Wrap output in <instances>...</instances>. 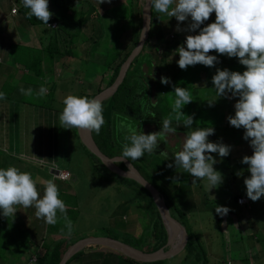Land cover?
Listing matches in <instances>:
<instances>
[{
  "label": "trees",
  "instance_id": "obj_1",
  "mask_svg": "<svg viewBox=\"0 0 264 264\" xmlns=\"http://www.w3.org/2000/svg\"><path fill=\"white\" fill-rule=\"evenodd\" d=\"M16 2L17 5L13 4L11 8L15 5L16 10H19L25 20L32 24H40V38H44L41 40V47L38 52V48H33L31 50L34 53V56L33 58L32 56L28 58L27 63L24 64L28 71H24L23 76L26 77L34 72L37 73L41 80V77L48 79L47 76L53 72L54 78H56L55 74L59 70L56 66H61L66 63L67 65L70 64L69 57L73 56L74 53L77 52V54H79L81 51V53H85L87 57L91 54L93 55L95 52L97 53V57L101 60L102 65L101 72H99L97 77L94 78L97 85L95 89L92 90L88 83L87 86L81 89L76 96H87L91 98L96 92L110 85L116 78L122 62L132 51L139 39L143 0H115L108 6H105L102 14L96 9V4L99 3V0H48L51 7L55 9L48 22L52 19L57 22L56 26L52 28V32L48 34H46L48 25L46 26V24L39 21L36 17L31 19L27 18L29 9L24 7L22 0H16ZM90 9L97 11V13H95L96 17H98L97 23H94V28L89 29V36H87L85 41H82L79 45L81 49L76 50L78 46V35L82 30L80 27L81 25L85 26L87 19L92 16L89 11ZM101 19L103 20L101 21ZM214 21L215 12L210 14L209 19L201 25V28ZM176 22L178 21L175 17L168 18L167 15H161L156 12L154 7H151L150 28L140 51L131 60L117 89L111 95L101 100L105 123L98 134L92 131V135L100 149L106 154L110 156L121 154L122 145L124 143H130L125 140V136L128 135L126 129L118 130V125L121 120H125V123H131L138 133H142L143 124L145 122L153 123L156 128H162V124L160 125V123H162L163 119L167 118L169 115H174L169 113L176 98L174 91L170 92V101L171 99L172 101L168 102L165 100V97H167V95H165L166 86L169 88V85L171 84L186 88L191 93L193 98L192 102L184 105L181 112L193 116L191 131H194L197 128H203L204 126L214 128V134L209 137L210 142L218 143L217 138L219 137V133L215 127L221 126V123H229L228 117L230 115H235L234 105L239 99L238 97H232L231 99L219 97L211 106H207L209 105L208 101L216 96L212 77L216 74L217 69L223 70L227 68L230 71L243 73V71L246 70V66L242 65L237 57L230 58L227 55H221L213 50L210 51L209 54L220 57L219 62L215 63L212 67L202 64H197L195 66L190 65L188 68L191 70L188 71H192V75H185L183 78L179 65L176 66V64L173 65L172 63H168L166 57L162 56V54L164 56L169 54L166 49L171 46L174 41L184 42L186 40L187 36H184L181 33H176L177 31L174 29ZM162 43H164L163 47H161ZM12 45L18 47L16 49L17 51H15V56H18L20 60H25L27 56L22 51L25 49L27 51L29 48L19 46L18 44ZM165 45L167 48L164 47ZM184 46L186 47V44ZM172 56H175V53H173ZM144 63H146V68L142 67ZM162 63H164L163 66H169V69H165L167 75L162 73L161 67H159ZM155 69L161 71L157 78L149 75V72ZM25 77L23 79H25ZM161 77L169 78L171 83L162 84L160 82ZM42 85L44 86V84ZM54 85L55 84L51 85L50 83V88L46 87L48 91L46 98L51 97ZM153 85L154 89L152 88ZM4 86H6L5 88L9 93L5 92V90H2V92L10 96V91L13 88L11 89L9 81L5 82ZM154 92L156 93L154 94ZM152 93L154 94V100L151 99ZM199 113H204L206 119L207 115L210 116L209 121H204L203 119L200 120ZM14 117L16 116H11L10 120L14 119ZM17 122L18 120L16 119V123ZM172 126L176 127V124L173 122ZM220 128L223 130L226 129L227 131L225 130V132L228 134H234L228 128V124H225ZM189 129L190 128L186 127V130ZM71 132L80 140L77 128H72ZM249 143L250 139L247 140L245 144ZM27 145L30 147L29 144ZM82 145L87 150L88 156L92 159L95 170L98 172L100 170H105L109 175L111 174V177L107 175L105 176L107 179L125 180L133 184L136 188V196H138L136 201L139 206L142 207L140 209L145 215V223L144 225H141V227L134 225L136 220H138L137 218L132 223L130 222L129 224L122 226L121 233L124 238L120 239L141 248L144 251H153L160 246H163L167 239V231L150 191L135 179L119 175L109 170L101 162L98 156L92 153L83 143ZM22 150L23 147H20L19 151H16V153H13L12 155H8L25 160L32 159L19 155L18 153ZM24 150L28 153L31 151L29 148ZM156 150L160 151L158 148H156ZM156 150L154 151L156 152ZM155 152L153 154L145 153L143 157L132 161V163H134L139 171L159 189L171 214L176 218L182 215V217H185L187 220L188 212L185 211L187 207L181 209L176 204L172 196L174 190L172 192L170 187L171 185L173 187L176 186L177 183L180 184V180L178 181V175L180 176L182 168H176L175 159L173 160L170 157L166 158L162 155L159 156ZM174 154L172 153V155ZM17 158H15V160H19ZM151 160L156 162V167L149 172L146 167H150L148 162ZM171 161H173L174 164H172ZM240 162L241 160L236 162L235 168H238L241 165ZM117 163L123 168L126 167L123 161ZM169 163H171L173 167H168ZM14 165L15 164H11V166ZM0 168H6V165L0 162ZM235 168L229 166L228 170L231 173ZM245 168L246 170H249V166H246ZM226 174L230 180H228V178L225 185L229 188L234 173L232 175L229 173ZM171 178L173 179L172 182H168V179ZM186 178L191 181V177ZM199 184L201 187V182ZM200 187L198 191L196 189L194 190V195L200 192ZM229 193L235 200L238 195H246L245 193H241L238 189L232 191L231 188H229ZM62 200L66 205L67 216L71 217L72 211L74 210L71 209L72 206H69L71 203H69L66 198H63ZM211 200L215 199L212 198ZM58 216H62V214L59 213ZM124 218L126 219L127 216ZM180 221L185 225L188 233L187 243L182 250L184 251L182 260L185 261L186 264H209L207 252L205 249L201 248L199 239L196 238L195 233L190 230V225L185 224L182 219ZM15 224V215L5 217L2 214V210H0V233L5 235L7 231L11 229V226H14ZM63 225L64 228H66L64 223ZM25 226L23 222L20 223V226L19 224H16L14 227L22 233V239L26 246L34 243V246L36 247L33 252L35 264H58L65 249L73 241L80 238L72 237L71 235H68L67 232H63L64 229H62L59 235L51 233L49 238L45 235L41 237V240H36L29 233L30 231H28L27 226ZM101 235H110L117 238L115 232L109 233L105 231L104 233H101ZM95 245L96 244H89L87 246L90 247H83L78 250L66 260L65 264H110L111 256L108 254H112L111 252H117V254L122 256L121 258H123V261H118L119 259H117V262H126V264H173L164 261L167 260V258L152 261L137 260L110 247L103 246L99 249V258L93 260V258H91V250H94ZM104 248H106V250H104ZM106 255L109 257L108 260L105 259ZM112 257L113 260H115L114 256Z\"/></svg>",
  "mask_w": 264,
  "mask_h": 264
},
{
  "label": "rangeland",
  "instance_id": "obj_2",
  "mask_svg": "<svg viewBox=\"0 0 264 264\" xmlns=\"http://www.w3.org/2000/svg\"><path fill=\"white\" fill-rule=\"evenodd\" d=\"M113 1L115 0H110V2H108V0H104L103 3H100L99 10L102 11L105 6H108ZM160 14L167 15L165 13ZM102 20L103 19H101V21ZM15 21L19 23V28L26 29L23 28L20 24L19 17H16ZM190 22V18L184 22H176V26L174 25V29L176 30L178 24L182 29H186L187 25ZM35 25L41 28L40 24ZM39 27L37 29L40 30ZM52 28V26H48L46 34L51 33ZM198 32L199 29L191 33L186 30L179 32L177 31L176 33H181L182 35L187 36L189 34H198ZM16 39L13 37V40ZM8 41L9 40L4 39L2 42L8 43ZM163 45L164 43L161 44V47H163ZM182 45H185V41H174L172 45L168 48L165 45L164 47L167 48L166 50L169 54L166 56L162 54V56L166 57L168 63H172L173 65L176 64V66H178L177 61L179 60V57L176 49ZM78 49H81L80 46H77L76 50ZM31 50L32 48H29V50L27 51L26 49L23 50L22 52H24L27 58H25V60H20L17 56L16 61L19 60V62H21L22 64H26L28 58L31 57ZM171 53H175V56H172ZM69 58L70 64H63L61 73H58L57 71V73L55 74L56 78H54V73L52 72L50 73L51 75L49 74V76H47L48 79L42 77L41 80L39 78L38 80L33 79L36 81V83L41 85L44 84V86L48 88H50V83L51 85L55 84L52 88V92L55 97L57 96L60 98V102H57L58 107L59 104L64 106L63 101L69 94L77 95L81 91V89L87 86L88 83L90 89L94 90L97 85L96 81H94V78L97 77V75L99 74V72H101L102 69L101 60L97 57L96 52L91 55V57H87L85 53H81L80 51L79 54H77L76 52L73 56H70ZM13 61L14 57H12L11 60L6 64H1L0 77L6 76V74H4L5 68L7 67L6 65H13ZM219 61L220 57H218V62ZM16 64L17 66L19 65L18 62ZM163 65L164 63H162L159 67H161L162 73L166 74L167 72L165 71V69H169V66L167 67ZM142 67L146 68V63H144ZM180 70L183 78L185 77V75L190 76L193 73L192 71H188L191 70L188 67L186 68V70ZM161 71L155 69L149 72V75L157 78ZM32 74L36 75L37 73L33 72ZM5 82L7 81L4 79L0 81V92H2V90L8 92V90L5 88L6 86H4ZM24 84L25 83L23 82V85ZM21 88L25 90L29 89L28 86L20 87V89ZM152 88L154 89V85L152 86ZM172 91H174L173 84L169 85V88L166 86L165 95H167V97H165V100L168 102L170 101V92ZM14 92L20 96L19 100L23 99L22 95L25 94L17 88H13V91H10V96H12L9 97V99L14 98L19 101L16 95H14ZM155 93L156 92H154V94ZM154 94L152 93L151 95L152 100L155 99ZM27 97L28 96L25 95L24 99ZM226 99L229 98L226 97ZM37 101H40L39 107H41L42 112L40 114L35 112L32 116V121L29 117H26V119L24 120L18 119L17 123H22L21 127L14 126V124L10 127V123H5L6 126L1 125L2 128L0 129V136L7 133L8 145L4 142V144L0 145V162L4 163L6 165V168L11 166V164H15L14 167H16L17 169L22 172H28L30 174L31 172L26 169L35 168L37 172L35 169H33V171H35L34 175L36 176V179L41 177L43 180L40 181L38 179L36 185L41 198L44 194L47 179L49 178L53 180V182L58 187L59 198H66V200L71 203L69 204L70 207L72 206L71 209H74L72 211L71 217L67 216L73 224V231L71 234L72 237H83L86 235L93 234L101 235V233H104L106 231L109 233L115 232L117 238L120 239L124 238L121 233L122 226L127 225L130 222L132 223L137 218L138 220H136L134 225H138L139 227H141V225H144L145 215L141 212L142 210L140 208L142 207H140L138 202L136 201L138 196H136V188L134 187V185L125 180L107 179L105 176L107 175L111 177V174L109 175V173H107L105 170H100L99 172L95 170L94 163L92 159L88 156L87 150L80 142L81 140H79L73 133H69V131L66 130V128L64 129V127H62L60 131H56L55 127L59 126V116L62 111L56 110V108L54 110L49 107H44L42 105L44 104V102L46 104H48L47 102H50L46 99V95L43 97L38 96L37 99L34 96L30 98L31 106L36 108V110L37 107H35V104ZM52 103L55 106L54 101ZM16 105L18 107L19 102H16ZM5 106L6 105L4 104V107ZM11 108H14L13 103L11 104ZM63 108L64 107H62L61 109L63 110ZM169 113L174 114L172 113V109L169 111ZM199 114L200 120L203 119L204 121H209L210 116L207 115L206 119V115L204 113ZM3 115L6 116V118ZM3 118L6 122H9V114L7 116L6 111L2 107H0V123L3 121ZM173 122L175 123V120H173ZM161 124L162 123H160V125ZM225 124H228L229 128L232 127L230 123H221V126L223 127ZM157 128L154 127L153 123L145 122L143 124L142 132L144 134L158 132L159 129ZM42 130H45L47 132V135L50 137H52V132L55 133V143H51L50 139L38 141L36 140L35 146H37L41 150L45 149L43 153L44 156L55 157L56 160L59 162L60 169H69L71 173L75 175L74 180H62L59 178H54L53 176L51 177L49 173V164L45 161L39 159L25 160L10 156L13 153L12 151H19L20 140H22L23 149H31V142L34 139L35 133L41 134L43 132ZM225 130H218L221 140V142L219 141L218 143L224 144V142H227L228 144L229 141L230 144L231 142L234 143L229 145L231 146V148L228 158H226L227 156L221 158L218 153H211L213 158L217 161V163L213 165V168L215 167L214 170L219 171L222 175L230 173V171L227 169L229 166L235 168L237 161H242L243 157L246 155L250 156L246 152L247 150H251L252 148L250 143L245 144L247 141L246 139H244V133L246 130H240L243 134H240V132L237 131L235 137H230L229 134L225 132ZM20 133L23 135L22 138H20ZM27 133L34 134L30 138ZM182 136L183 131L181 130H176L175 133L167 134L164 140L158 143L157 148L161 151L155 149L156 152H154L157 153L159 156L162 152H167L169 155L167 157H170L174 160L175 157L174 155H172V153L174 154V152L176 153L182 150L183 148L186 135H184L183 138ZM227 136H229L230 138L229 141L227 139ZM178 139L182 141V143L180 142L178 145H175L174 143ZM237 141L238 143H235ZM15 142L18 143V145H15ZM1 143L2 142H0V144ZM27 143L30 145V147L27 145ZM5 145L10 146L12 150L7 147L6 150H3L2 147ZM175 148L177 149V151ZM15 158L19 160H15ZM222 160L223 164L221 163ZM155 163L156 162H153L151 160L150 162H148V165L150 167H146V169H148V171L150 172L153 168L156 167ZM171 163L174 164L173 161H171ZM240 163L241 165L233 170L234 177L232 178L231 184H229V187H231L232 191L237 190L236 186L239 182L242 183L245 181L246 178H248L246 174L242 171H246L245 167L248 165L242 162ZM238 172L241 173V175L238 176ZM186 177H191V181H189ZM168 180V182H172L173 179L171 178ZM179 180L180 184L177 183L174 187L172 185L170 186L171 191L173 192L174 190L172 196L176 204L181 209L187 207L185 211H187L188 214L187 220L185 219V217H182V215L178 216V218L180 220L182 219L185 224L190 225V230H192L196 235L195 237L199 239L201 248L205 249L207 252L209 264H264V196H262L259 200L255 202L250 199V206L242 204L241 207H243V210H240V208H238L240 205H238L236 200L232 198V195H230L229 193V188L227 187H224L222 189L215 187V196H210L213 195L210 194L211 189L208 191V193H206L207 190L204 187L207 181L197 180V183L193 184L192 175H190V173L184 172L183 169H181L180 176L178 175V181ZM200 182L201 188L205 191V193L202 189H200V194L196 193L192 197H189L192 195L193 189H196L198 191ZM241 185L242 184H240L239 186ZM238 190L241 192L244 191L246 193V188H240ZM212 198H214L215 200H211ZM224 202H228V205H223ZM222 205L230 209V211L225 216H220L215 211L216 206ZM18 206L19 208L17 207L18 209L14 214L17 219L16 224H19L20 226V223L24 222V226L27 225V229L30 228L28 231H30L29 233L31 234V236H33L34 239L41 240V237L45 236L46 231L58 234L60 231H62V229H64L63 232H67V228H64L63 225V223L65 224L66 222L62 218V216H58L59 212L57 213V223L55 225H50L47 224L45 220L38 219L36 216H33L36 212L34 206L28 208H23L20 205ZM246 207L247 209L245 214L243 213V211ZM125 216H127L126 219L124 218ZM32 217L35 219V221L31 220ZM14 226H11V229H9L5 235L0 233V264H33V252L36 247L34 246V243L32 245L26 246L22 239V233ZM47 226L49 227L47 228ZM33 227L34 229L31 230ZM254 242L261 246V251H256L252 249V243L254 244ZM101 246L107 247L104 245L96 244L94 246V250H91V258H93V260L99 258V249L101 248ZM85 247L87 248L90 246ZM104 250H106V248H104ZM111 253L112 254H108L111 256L110 264H126V262H117V259H119L118 261H123V258H121L122 256L117 254V252ZM183 254L184 251H179L176 255L171 256L164 261H168L173 264H186L185 261L182 260ZM112 256H114L115 260H113ZM108 258L109 257L106 255L105 259L108 260ZM252 259H254V261H252Z\"/></svg>",
  "mask_w": 264,
  "mask_h": 264
},
{
  "label": "clouds",
  "instance_id": "obj_3",
  "mask_svg": "<svg viewBox=\"0 0 264 264\" xmlns=\"http://www.w3.org/2000/svg\"><path fill=\"white\" fill-rule=\"evenodd\" d=\"M103 2L104 0H99V3ZM22 3L26 9H29L27 18L36 17L48 25L53 15L49 11L48 0H22ZM150 6L154 7L157 13L175 17L178 22L190 18L191 22L186 29L177 25L178 32L186 30L191 33L199 29L198 34L187 35L186 47L182 45L176 49L179 53L177 63L182 70L197 64L214 66L218 62V56L209 54L213 50L230 58L237 57L239 62L246 66L243 73L230 71L227 68L217 69L212 77L216 96L208 102L211 106L219 97L239 98L234 105L235 115H230L228 121L237 129L243 127L246 130L244 139H250L253 148V154L244 156L241 161L249 166L251 173L244 181L248 202L243 203L250 206V199L255 202L264 196V0H150ZM213 12H215V21L201 28ZM160 82L171 83L167 77H161ZM173 87L176 97L172 105L174 116L169 115L163 119L160 131L150 134L138 133L131 123L120 121L118 130L126 129L128 135L125 136V140L130 142L122 145L120 157L128 158L132 162L143 157L145 153L153 154L158 143L164 140L167 134L176 132L177 128L172 126L173 120L176 126L183 124L191 128L193 116L181 112L184 105L192 102L191 93L186 88L176 85ZM20 91L32 95V89L21 88ZM46 92V87L41 86L38 95L43 96ZM3 99H6V93L0 92V100ZM63 104L64 108L59 116L62 127L86 129L97 134L100 132L105 120L103 105L99 98L90 99L87 96L69 94ZM214 131L213 127L191 131L185 139L182 150L174 154L176 168H182L184 172L190 173L193 184L197 183V180H206L204 187L207 191L222 183V174L213 168L217 161L211 153H218L223 158L229 155L231 148L223 143L209 142L208 137L214 134ZM161 155L167 158L168 153L162 152ZM168 167L173 165L169 163ZM61 170H67L70 176L61 177ZM51 172L54 178L62 180L73 178L67 168L52 166ZM237 175L241 173L238 172ZM38 179H33L30 173L22 172L14 166L0 168L2 214L5 217L13 216L18 209L17 205L23 208L34 206L38 219H44L47 224L55 225L59 212L66 222L68 235H71L73 224L67 217L64 201L59 198L57 185L53 180L47 181L41 198L36 186ZM215 211L220 216H225L230 209L216 206Z\"/></svg>",
  "mask_w": 264,
  "mask_h": 264
},
{
  "label": "crops",
  "instance_id": "obj_4",
  "mask_svg": "<svg viewBox=\"0 0 264 264\" xmlns=\"http://www.w3.org/2000/svg\"><path fill=\"white\" fill-rule=\"evenodd\" d=\"M49 3V2H48ZM13 4H15V5H17V2H16V0H0V66H1V64H6L7 62H9L10 60H11V58L12 57H14V61H13V65H6L7 67L5 68V73L4 74H6V76H1L0 77V81H2L3 79L4 80H6V81H9V83L11 84V89L12 88H17V89H19L20 90V87H24V86H28L29 87V89H32V95H26V96H28L27 98H25L24 99V96L25 95H22V97H23V99H21V100H19V98H20V96L19 95H17V93H15L14 92V95H16V97H17V99L19 100V101H17L16 99H9V97H11V96H8V94H6V99H3V100H0V107H2L5 111H6V113H7V116H8V114H9V119H8V121L9 122H6L5 120H4V118H3V121L0 123V129L2 128L1 127V125H3V126H6V124L7 123H10V127L14 124V126H22V123H16V119L18 120V119H20V120H24V119H26V117H29L30 118V120L32 119V116H33V114L35 113V112H37V113H41L42 112V109H41V107H39V104H40V101H37L36 102V104H35V107H37V110H36V108H34V107H32L31 106V102H30V98L32 97V96H34L36 99H37V97L39 96L38 95V93H39V90H40V88H41V86H43V85H41V84H38V83H36V81L35 80H33V79H36V80H38V78H39V76L36 74V75H34V74H30V75H28V76H23V72L24 71H28V70H26V66L24 65V64H22L21 62H19V61H16L15 60V58H16V56H15V51H17L16 49L18 48L17 46H15V45H12V44H18L19 46H25V47H27V48H38V50H37V52L39 51V49H40V47H41V40L42 39H44V38H40V34H41V32L39 31V29H37L39 26H37V25H35V24H32V23H30V22H28L27 20H25V18L24 17H22V15H21V13L19 12V10L18 11H16V12H11V6L13 5ZM14 5V6H15ZM48 7H49V11L50 12H52L53 13V11L55 10L54 8H52L51 7V5H50V3L48 4ZM99 7H100V3H97L96 4V9H97V11L100 13V14H102L103 13V10L102 11H100L99 10ZM91 13L90 14H92V16H91V18H89V19H87V21H86V23H85V26L84 25H81V27L80 28H82V30H81V33L78 35V46L81 44V42L82 41H85V39H86V37L87 36H89L88 35V31H89V29H92V28H94V23H97V19H98V17H96V15H95V13H97V11H94V9H90L89 10ZM16 17H19L20 18V24L22 25V27L23 28H26V29H21V28H19V23L17 22V21H15V18ZM53 21H55V23H57L56 22V20H51L50 22H48V26H52V27H55L56 26V24L55 25H52L51 23L53 22ZM47 26V25H46ZM47 26V27H48ZM35 29H37V30H35ZM26 35V36H25ZM13 37L16 39H19V40H13ZM8 38V39H7ZM9 38H11V39H9ZM4 39H6V40H9L8 41V43H3L2 41L4 40ZM12 43V44H11ZM12 45V46H11ZM81 48V47H80ZM94 54V53H93ZM92 55V54H91ZM91 55H89L88 57H91ZM31 56H32V58H33V56H34V53L32 52V54H31ZM18 62V66H17V63ZM23 65H21V64ZM67 65V64H66ZM56 67H58V73H61V71H62V68H63V65H61V66H56ZM25 77V79H23ZM23 79V80H22ZM23 82L25 83L24 85H23ZM33 82V83H32ZM11 91H13V89L11 90ZM9 93V92H8ZM48 93V91L46 92V96L48 95L47 94ZM45 95H43V96H45ZM43 96H41V97H43ZM48 101H50V102H47L48 104H46L45 102H44V104H42L44 107H49V108H52V109H54L55 110V108H56V110H60V111H63L61 108L62 107H64L63 105H60L59 104V107H58V105H57V102H60V98L59 97H55V95L52 93V95H51V97L50 98H46ZM54 101V103H55V106H54V104L52 103ZM16 102H19V105H18V107H17V105H16ZM14 104V108H11V104ZM4 104L6 105L5 107H4ZM2 105V106H1ZM27 112H28V115H27ZM4 116V115H3ZM11 116L13 117V116H16V117H14V119H12V120H10V118H11ZM5 118H6V116H4ZM32 121V120H31ZM13 122V123H12ZM6 123V124H5ZM45 123V122H44ZM177 127V129L176 130H181V131H183V136L184 135H186V137H187V135L191 132V128L189 129V130H186V127L183 125V124H180V125H178V126H176ZM179 127V128H178ZM206 126H204L203 128H205ZM208 127V126H207ZM220 127H222V126H219V127H215L216 128V130H221V128ZM229 128V127H228ZM45 129H49V128H45ZM55 129H56V131H60V129H62V126L60 125V123H59V126L57 127H55ZM65 129V128H64ZM230 129V131L231 132H233L234 134H229V136L231 137H235L236 136V133H237V131L238 132H240V134H243L242 133V131H244L245 129L243 128V127H241V128H239V129H237L236 127H234V126H232V127H230L229 128ZM241 129H243L242 131H240ZM66 130H68L69 131V133H72L71 132V129L70 128H66ZM161 130V128L159 129V131ZM194 130V129H193ZM27 131V130H26ZM43 132L41 133V134H36L35 133V135H34V139H33V141L31 142V151L28 153V152H26L24 149L20 152V153H18L19 155H21V156H23V157H29V158H32V159H39V160H42V161H45L46 163H48L49 164V167H50V170H49V173H50V176L52 177L53 176V174H52V172H51V167L52 166H58L59 167V162L56 160V158L55 157H46V156H44L43 155V153H44V151H45V149L44 150H41V149H39L37 146H35L36 145V140L38 141V140H47V139H50V141H51V143L52 142H54L55 143V140H56V138H55V133H53L52 132V137H50V136H48L47 135V132L45 131V130H42ZM219 133V132H218ZM28 135H29V137L31 138L32 136H33V134L34 133H27ZM213 135V134H212ZM212 135H210V136H212ZM2 136H3V138H2ZM183 136H182V138H183ZM209 136V137H210ZM229 136H227V139H228V141H229ZM1 137V139H0V142H2L0 145H2V144H4V143H7V145H8V142H7V133L6 134H4V135H1L0 136ZM23 137V135L20 133V138H22ZM208 137V138H209ZM186 139V138H185ZM185 141V140H184ZM221 142V140H220V136L217 138V142ZM4 142V143H3ZM182 143V141H180L179 139L178 140H176L175 141V145H178L179 143ZM235 143H238V141L237 142H235ZM16 144H18V143H16L15 142V145ZM19 144H20V147L22 148V140H20L19 141ZM28 144V143H27ZM224 144H226V145H231V144H234V143H232L231 142V144H230V141H229V143L227 144V142H224ZM7 145H5V146H3L2 147V149L3 150H6V147L7 148H10V146H7ZM10 150H12V148H10ZM161 151V150H160ZM13 153H16V151H12ZM12 153V154H13ZM247 154H249L250 156L253 154V151H252V148H251V150H247V152H246ZM17 155V154H16ZM226 158H228V156L226 157ZM175 159V158H174ZM221 163L223 164V160L221 161ZM33 169H35V168H33ZM33 169L32 168H27L26 170H29L30 172H31V175H33V179H36V176L34 175V173H35V171H33ZM214 169H215V167H214ZM228 169V168H227ZM246 169V168H245ZM36 170V169H35ZM242 171H244V170H242ZM247 172H245V174H246V176L247 177H250V175H251V173L248 171V170H246ZM36 172H37V170H36ZM233 172L234 171H231V173H229V174H233ZM249 172V173H248ZM39 173V172H38ZM73 175V174H72ZM74 177L71 179V180H74V178H75V175H73ZM229 177L227 176V174H225V175H222V183L217 187V188H220V189H222V188H224V187H227V185H225V183H226V181H227V179H228ZM39 180L40 181H43L42 180V178L41 177H39ZM49 180H51V179H47V181H49ZM70 180V181H71ZM228 180H230V178L228 179ZM46 181V182H47ZM240 184H242L241 186H239ZM39 185V184H38ZM200 187V186H199ZM229 188H231V187H229ZM236 188L237 189H240V188H246V185H245V183L244 182H242V183H238L237 184V186H236ZM200 189H201V187H200ZM194 190L195 189H193V192H194ZM204 191V190H203ZM241 192V191H240ZM204 193H205V191H204ZM206 193H208V191L206 192ZM210 193V192H209ZM241 193H245L244 191H242ZM210 194H213V195H210V196H215V188H212L211 189V193ZM246 194V193H245ZM194 195V193H192V195L191 196H189V197H192ZM247 195V194H246ZM250 199V198H249ZM223 205H228V202H224L223 203ZM222 205V206H223ZM238 205H240L238 208H240V210H243V207H241L242 206V204H239L238 203ZM229 206H231V205H229ZM16 207H18L19 208V206L17 205ZM246 209H247V207L244 209V211H243V213H245L246 214ZM33 216H36L35 214L33 215ZM31 220L32 221H35V219L32 217L31 218ZM44 220V219H43ZM17 222V219H16V216H15V223ZM35 224V223H34ZM27 226V225H26ZM49 226H47V228H48ZM45 228H46V226H45ZM44 228V229H45ZM30 229V228H29ZM28 229V230H29ZM34 229V227L31 229V230H33ZM51 231V230H50ZM51 233L52 232H49V231H46V234L45 235H47V238H49L50 236H51ZM61 232H59L58 234H55V233H52V234H55V235H59ZM252 249H254V250H259V251H261V246L260 245H258L257 243H255L254 242V244L252 243ZM252 261H254V259H252Z\"/></svg>",
  "mask_w": 264,
  "mask_h": 264
},
{
  "label": "water",
  "instance_id": "obj_5",
  "mask_svg": "<svg viewBox=\"0 0 264 264\" xmlns=\"http://www.w3.org/2000/svg\"><path fill=\"white\" fill-rule=\"evenodd\" d=\"M141 16V28L137 44L134 46L126 59L122 62L119 68V72L114 81L110 85L96 92L91 98H99L100 100H102L111 95L117 89L118 84L121 82L131 60L140 51L145 38L148 35L151 23L150 0H143ZM77 132L81 142L92 153L98 156L101 162L109 170L119 175L135 179L150 191L156 207L161 215V219L166 227L167 239L163 246H160L153 251H144L141 248H138L126 241L112 237L110 235H86L76 239L65 249L58 264H65L66 260L71 255L89 244L104 245L122 252L123 254L134 259L142 261H152L168 258L176 255L179 251H182L188 240L186 227L179 219L171 214L169 207L167 206L164 197L160 193L159 189L153 183H151L128 158H122L120 157V154L110 156L103 152L96 143L92 135V131L77 128ZM118 159L125 163V168L121 167L117 163L119 162Z\"/></svg>",
  "mask_w": 264,
  "mask_h": 264
},
{
  "label": "built area",
  "instance_id": "obj_6",
  "mask_svg": "<svg viewBox=\"0 0 264 264\" xmlns=\"http://www.w3.org/2000/svg\"><path fill=\"white\" fill-rule=\"evenodd\" d=\"M16 11V7H12L11 8V12H15ZM56 23H55V21L52 23V25H55ZM60 175H61V177H64V178H66V177H69L70 176V174H69V172L67 171V170H61L60 171ZM237 202L238 203H241V204H243V203H247L248 202V198L245 196V195H238L237 196Z\"/></svg>",
  "mask_w": 264,
  "mask_h": 264
}]
</instances>
